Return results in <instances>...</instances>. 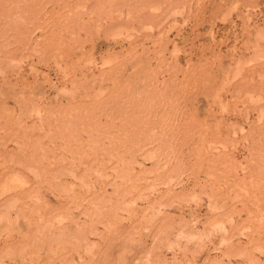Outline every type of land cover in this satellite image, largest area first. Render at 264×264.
<instances>
[{
    "label": "rangeland",
    "instance_id": "obj_1",
    "mask_svg": "<svg viewBox=\"0 0 264 264\" xmlns=\"http://www.w3.org/2000/svg\"><path fill=\"white\" fill-rule=\"evenodd\" d=\"M0 264H264V0H0Z\"/></svg>",
    "mask_w": 264,
    "mask_h": 264
}]
</instances>
